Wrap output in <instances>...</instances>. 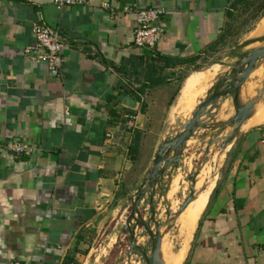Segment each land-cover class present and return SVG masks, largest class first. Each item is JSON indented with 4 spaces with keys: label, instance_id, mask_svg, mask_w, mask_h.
I'll return each instance as SVG.
<instances>
[{
    "label": "crops",
    "instance_id": "crops-1",
    "mask_svg": "<svg viewBox=\"0 0 264 264\" xmlns=\"http://www.w3.org/2000/svg\"><path fill=\"white\" fill-rule=\"evenodd\" d=\"M132 6L165 11L155 49L133 45ZM262 19L264 0H0V264H87L179 127L172 110L197 89L187 82L215 65L199 67L209 48L226 28L239 35L222 50L259 42ZM35 24L60 36L58 72L39 59ZM234 112L181 264H264V122L244 129L252 112L233 125Z\"/></svg>",
    "mask_w": 264,
    "mask_h": 264
},
{
    "label": "rangeland",
    "instance_id": "rangeland-1",
    "mask_svg": "<svg viewBox=\"0 0 264 264\" xmlns=\"http://www.w3.org/2000/svg\"><path fill=\"white\" fill-rule=\"evenodd\" d=\"M263 28L264 20L262 19L253 32V36L263 35ZM242 40L238 42L237 47L221 50L205 65H199L201 69H204L205 66L215 64L206 69L219 67V72L199 82L196 90L181 94L172 110L171 121L174 122L178 117L183 116L179 121V127L174 130L173 127L176 126H173L169 130L166 141L183 131L184 125L190 121L197 108L209 99L216 89H222L229 83L222 80L234 72L241 58L264 46V38L253 45L250 44L252 43L250 40L246 42ZM261 67H264V59L256 63V72L252 73L246 81L241 97L238 96L239 93L227 96L216 103L211 113H209L210 107L206 109V115L199 121L198 130L184 144L177 162L164 171L152 189L140 201L138 210L142 221L150 227L152 232L155 231L156 226L159 227L160 235L164 232V235L160 236L159 261L161 264H170L181 251L187 249L188 244L190 246V236L209 194L205 188L214 184L224 151L223 144L232 139L226 136L233 132L230 122L233 120L234 111L237 112L244 105L253 104L249 109L252 116L245 123L244 129L253 128V125L257 127L255 125L264 122V68L260 69ZM195 98L197 100L194 105L189 107ZM255 109L259 110L257 120L253 118ZM190 113L192 115L188 117ZM251 125L252 127H249ZM237 134L238 130L235 132V135ZM170 158L172 155L167 160ZM189 202L190 204L181 212L182 206ZM131 232L134 233L133 242L130 238ZM178 236L182 237L183 248L175 254L174 249L171 248V242L177 248ZM131 243L137 248L131 247ZM143 253L146 254V258L143 257ZM149 258L150 240L143 228L136 226L131 218L130 201L121 209L119 216L98 235L91 248L87 264H147Z\"/></svg>",
    "mask_w": 264,
    "mask_h": 264
},
{
    "label": "water",
    "instance_id": "water-1",
    "mask_svg": "<svg viewBox=\"0 0 264 264\" xmlns=\"http://www.w3.org/2000/svg\"><path fill=\"white\" fill-rule=\"evenodd\" d=\"M262 59H264V46L252 51L246 55V57L241 58L239 64L235 66L234 72L229 77H226L222 80L225 83H229L222 89H216L211 97L197 108L190 121L184 125L183 131L178 136L163 142L159 147L152 161L150 170L142 181L133 201L131 202V218L135 221L136 226H141L143 228L150 240V258L147 264H160L157 261V255L160 246L159 227L156 226L155 231L152 232L150 227L142 221L140 212L138 210L140 201L144 198L147 192L152 189L164 171L170 167L171 164H175L177 162L179 155L182 153L184 144L195 133L196 129L198 128L199 121L204 117V115H206V109L210 107L209 113H211L219 100L238 93L240 87L248 80L250 75L255 70L256 63ZM250 107L251 105H248L236 112L233 125L239 124L249 117ZM171 155L172 158L167 160ZM187 205L188 203L182 206L181 212L186 208ZM130 238L133 242V232H131ZM131 247L137 248L133 243H131ZM142 255L144 258H146V254L143 253Z\"/></svg>",
    "mask_w": 264,
    "mask_h": 264
},
{
    "label": "built area",
    "instance_id": "built-area-1",
    "mask_svg": "<svg viewBox=\"0 0 264 264\" xmlns=\"http://www.w3.org/2000/svg\"><path fill=\"white\" fill-rule=\"evenodd\" d=\"M57 10L66 7H82L89 3V0H52ZM104 7H106L104 5ZM134 16V30L132 42L136 48L153 50L162 39L165 28L162 19L165 15L163 9H145L132 6L124 10ZM32 35L35 40V50L40 53L39 59L46 62L50 72H58L62 67L61 50L63 43L57 31L40 24L32 26ZM129 125H132V118L128 117ZM16 154H28L25 146L14 145L11 147ZM9 264H20L12 262Z\"/></svg>",
    "mask_w": 264,
    "mask_h": 264
},
{
    "label": "bare ground",
    "instance_id": "bare-ground-1",
    "mask_svg": "<svg viewBox=\"0 0 264 264\" xmlns=\"http://www.w3.org/2000/svg\"><path fill=\"white\" fill-rule=\"evenodd\" d=\"M262 31H263V35H264V28L262 29ZM264 68V67H263ZM262 67L260 68V69H263ZM259 69V68H258ZM260 71V70H259ZM218 72H219V67H217V68H215V69H208L206 72H203V73H200L199 75H198V77L196 78H191L188 82H187V84H186V92L187 91H189L190 90V88H192L194 85H197L198 86V84H199V82H202V81H205V80H207L208 78H210V77H213L214 75H217L218 74ZM254 72H256V70H254L253 71V73ZM224 102V101H223ZM218 104H220V103H218ZM218 108H219V106H218ZM256 110V113H255V115L253 116V118L254 119H258V116H259V110L258 109H255ZM193 113V112H192ZM190 115H192L191 113L188 115V117L190 116ZM187 117V118H188ZM191 117V116H190ZM182 132V131H181ZM231 132V131H230ZM180 134V133H179ZM178 134V135H179ZM177 135V136H178ZM235 136H237V135H235ZM176 137V136H175ZM174 137V138H175ZM171 139H173V138H171ZM228 145V144H227ZM221 150V149H220ZM222 156V155H221ZM190 204V202L188 203V205ZM187 205V206H188ZM186 206V207H187ZM164 235V232L160 235L159 234V237L161 236H163ZM160 237V238H161ZM160 244H161V240H160ZM159 249H160V246H159ZM184 254H185V250H183V251H181L172 261H171V263L170 264H181V262H182V260H183V257H184ZM157 261L160 263V261H159V251H158V255H157ZM161 264V263H160Z\"/></svg>",
    "mask_w": 264,
    "mask_h": 264
},
{
    "label": "trees",
    "instance_id": "trees-1",
    "mask_svg": "<svg viewBox=\"0 0 264 264\" xmlns=\"http://www.w3.org/2000/svg\"><path fill=\"white\" fill-rule=\"evenodd\" d=\"M238 35V33H232L226 28L224 32L219 35L214 45L209 48L208 52L217 53L221 51V46H224L229 40L233 41Z\"/></svg>",
    "mask_w": 264,
    "mask_h": 264
}]
</instances>
